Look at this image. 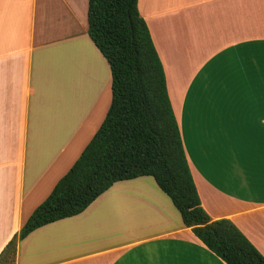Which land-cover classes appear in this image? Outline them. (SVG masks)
Returning <instances> with one entry per match:
<instances>
[{
	"label": "crops",
	"instance_id": "crops-1",
	"mask_svg": "<svg viewBox=\"0 0 264 264\" xmlns=\"http://www.w3.org/2000/svg\"><path fill=\"white\" fill-rule=\"evenodd\" d=\"M256 1L138 0V8L201 206L211 219H230L264 256V0ZM87 7L0 0V251L110 105V68L87 33ZM15 264L226 263L142 175L31 231L18 241Z\"/></svg>",
	"mask_w": 264,
	"mask_h": 264
},
{
	"label": "trees",
	"instance_id": "trees-1",
	"mask_svg": "<svg viewBox=\"0 0 264 264\" xmlns=\"http://www.w3.org/2000/svg\"><path fill=\"white\" fill-rule=\"evenodd\" d=\"M87 23L109 64L110 105L69 170L1 249L0 264H15L18 241L34 229L82 212L114 182L142 175L154 178L183 224L226 264H264L230 219H211L201 206L164 68L138 0H88Z\"/></svg>",
	"mask_w": 264,
	"mask_h": 264
},
{
	"label": "rangeland",
	"instance_id": "rangeland-1",
	"mask_svg": "<svg viewBox=\"0 0 264 264\" xmlns=\"http://www.w3.org/2000/svg\"><path fill=\"white\" fill-rule=\"evenodd\" d=\"M248 1H252V2H257L256 0H248ZM261 3L264 5V1H259L258 2V6H260V8L262 9V13H263V19H264V7L261 5ZM254 4H256V3H254ZM257 6V5H256ZM248 8V15H251V16H254L255 14H254V11L253 10H249V7H247Z\"/></svg>",
	"mask_w": 264,
	"mask_h": 264
}]
</instances>
